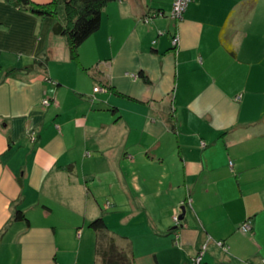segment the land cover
I'll return each instance as SVG.
<instances>
[{"label": "crops", "instance_id": "1", "mask_svg": "<svg viewBox=\"0 0 264 264\" xmlns=\"http://www.w3.org/2000/svg\"><path fill=\"white\" fill-rule=\"evenodd\" d=\"M171 3H109L77 64L0 0V264H59L100 215L133 264H264V0Z\"/></svg>", "mask_w": 264, "mask_h": 264}, {"label": "trees", "instance_id": "2", "mask_svg": "<svg viewBox=\"0 0 264 264\" xmlns=\"http://www.w3.org/2000/svg\"><path fill=\"white\" fill-rule=\"evenodd\" d=\"M7 1L15 7L29 12L40 19L51 18L56 24L60 25L62 27L60 34L66 40L68 57L74 63L79 64L78 49L80 45L99 29L103 9L109 3L118 0H50L48 2H36L34 0ZM22 69L24 70L26 68ZM22 69L11 67L7 71V74L19 70L21 71ZM82 69L89 73L93 80H102L100 71L96 66L82 67ZM139 75H141L145 83L148 82L145 75L141 73ZM103 85L106 87L105 84ZM96 88H98V90H95ZM103 89L100 88V85H96L93 88V92L95 93ZM111 111L114 112L115 108H111ZM67 170L69 171L70 167H68ZM12 221L25 222L26 226L29 227L28 214L23 210H15ZM88 227L94 233V264H133L132 253L117 246L113 236L108 233L103 216H97L89 221ZM203 247H201V249L205 252L206 249Z\"/></svg>", "mask_w": 264, "mask_h": 264}, {"label": "rangeland", "instance_id": "3", "mask_svg": "<svg viewBox=\"0 0 264 264\" xmlns=\"http://www.w3.org/2000/svg\"><path fill=\"white\" fill-rule=\"evenodd\" d=\"M153 1L154 2L162 1V3L164 2V0H153ZM98 212H102V211L98 210ZM54 216H57V214L54 213ZM175 216H176V220L174 221ZM178 216L179 215L176 212L173 214L172 218L175 224H178L179 221ZM94 218L96 217L94 216L91 220H93ZM91 220H87V223L83 227L82 232L80 231V229L82 228V227L80 228V225L78 226V228H74V232H72L71 228L68 227L61 230L62 240L58 245L59 264H94V233L88 227V222ZM249 229L250 226L248 223L242 224L240 226L241 232H244L243 230H245V232H248ZM80 234L82 235L81 237ZM217 245L220 247L224 246L222 241H218ZM204 247L206 249V246ZM202 253L204 252L200 248L199 251L192 258L191 264H200L202 261V255H203Z\"/></svg>", "mask_w": 264, "mask_h": 264}, {"label": "built area", "instance_id": "4", "mask_svg": "<svg viewBox=\"0 0 264 264\" xmlns=\"http://www.w3.org/2000/svg\"><path fill=\"white\" fill-rule=\"evenodd\" d=\"M190 1L191 0H173L172 5H171L170 14H169L170 18L175 20V21L180 20L182 18L184 11H185V8L187 7V5ZM171 44L174 47H176L178 44V36H177L176 32L171 35ZM95 90H98V88H96ZM43 103H44V105H46L47 101L44 100ZM230 164H231V162H230ZM175 220H176V216L174 217V221ZM243 229H245V228H243ZM243 231L245 232V230H243Z\"/></svg>", "mask_w": 264, "mask_h": 264}, {"label": "water", "instance_id": "5", "mask_svg": "<svg viewBox=\"0 0 264 264\" xmlns=\"http://www.w3.org/2000/svg\"><path fill=\"white\" fill-rule=\"evenodd\" d=\"M52 31H53L54 34H59L62 31V27L60 25H58V24H55L53 26V28H52ZM180 210H181V214L178 216V219L179 220H182L183 219V216L185 214V208H184V206H181Z\"/></svg>", "mask_w": 264, "mask_h": 264}]
</instances>
